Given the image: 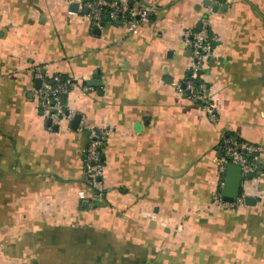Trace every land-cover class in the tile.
I'll list each match as a JSON object with an SVG mask.
<instances>
[{
    "label": "crops",
    "instance_id": "obj_1",
    "mask_svg": "<svg viewBox=\"0 0 264 264\" xmlns=\"http://www.w3.org/2000/svg\"><path fill=\"white\" fill-rule=\"evenodd\" d=\"M85 1L0 0V264H264V0H127L156 7L137 33L92 28ZM202 17L216 123L174 87ZM38 68L72 79L68 107L110 130L102 195L84 181L86 132L48 129ZM224 133L260 148L253 205L213 203Z\"/></svg>",
    "mask_w": 264,
    "mask_h": 264
},
{
    "label": "built area",
    "instance_id": "obj_2",
    "mask_svg": "<svg viewBox=\"0 0 264 264\" xmlns=\"http://www.w3.org/2000/svg\"><path fill=\"white\" fill-rule=\"evenodd\" d=\"M89 19L92 28L101 27L104 22L105 11L108 9L107 19L110 22H120L125 25L130 33H137L140 28L150 25L155 5L145 7H134L127 0H86ZM182 44L191 47V63L189 74L182 83H175L174 87L178 94L187 95L193 102L200 104L207 113L209 121L216 123L218 118L214 112V102L210 94V85L203 78L204 71L210 60L213 48L218 42V37L210 30V18L200 19V28H187L182 35ZM36 77L41 85L36 92V100L42 110V114L49 119V130L60 124L61 121H72L77 115L68 107L64 98L70 90L76 87L75 82L70 78H61L59 75L48 77L42 68L36 71ZM84 91L93 90L92 86H83ZM78 129L85 131L88 137V144L84 150V181L98 195H102L105 176V165L102 157L107 139L110 135L109 129H98L81 118ZM219 149L222 154V176H225L228 163H234L241 167L243 180L241 194L234 201H226L220 193L213 197V203L225 209H239L246 207L245 191L252 176L257 172V161L260 157V148L247 140L224 133L221 137Z\"/></svg>",
    "mask_w": 264,
    "mask_h": 264
},
{
    "label": "water",
    "instance_id": "obj_3",
    "mask_svg": "<svg viewBox=\"0 0 264 264\" xmlns=\"http://www.w3.org/2000/svg\"><path fill=\"white\" fill-rule=\"evenodd\" d=\"M207 5H211L212 3L210 1L206 2ZM79 4L74 2L71 4V9L72 11H76L78 10ZM219 8H223L224 7H220L219 5H214L213 7V11L216 12L219 10ZM222 10V9H221ZM88 11V7H85V12ZM120 23V22H117ZM106 23H102V26H105ZM197 29L200 28V23L197 25L196 27ZM99 30V28H97V31ZM188 50L192 52V48L188 47ZM88 85H96V79H91L87 81ZM41 85V81L38 82V86ZM81 120V114H77L75 116V118L72 121V126L74 129L78 128V124ZM242 180H243V174H242V170L241 167L237 164L234 163H228L226 166V171H225V176H224V184L222 187V195L223 198L226 201H234L235 198H237L242 191ZM246 203L248 205H253V202L255 199H253V197L250 196H246L245 198Z\"/></svg>",
    "mask_w": 264,
    "mask_h": 264
},
{
    "label": "trees",
    "instance_id": "obj_4",
    "mask_svg": "<svg viewBox=\"0 0 264 264\" xmlns=\"http://www.w3.org/2000/svg\"><path fill=\"white\" fill-rule=\"evenodd\" d=\"M107 12H108V9H106V11H105V17H106V15L108 14ZM61 78H63V77H61ZM64 100L66 101L67 99L64 98ZM102 157H104L103 154H102ZM103 160H104V159H103Z\"/></svg>",
    "mask_w": 264,
    "mask_h": 264
}]
</instances>
